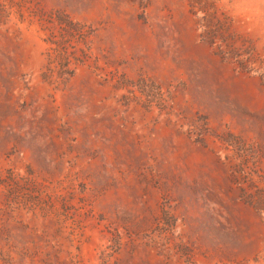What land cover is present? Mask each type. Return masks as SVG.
I'll return each mask as SVG.
<instances>
[{
  "label": "rangeland",
  "instance_id": "1",
  "mask_svg": "<svg viewBox=\"0 0 264 264\" xmlns=\"http://www.w3.org/2000/svg\"><path fill=\"white\" fill-rule=\"evenodd\" d=\"M0 264H264V0H0Z\"/></svg>",
  "mask_w": 264,
  "mask_h": 264
}]
</instances>
